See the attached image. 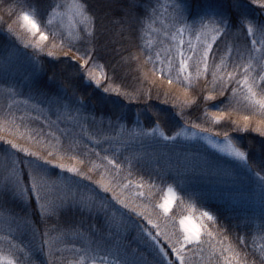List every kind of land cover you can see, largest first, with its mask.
Returning a JSON list of instances; mask_svg holds the SVG:
<instances>
[{
	"label": "trees",
	"instance_id": "16d2710c",
	"mask_svg": "<svg viewBox=\"0 0 264 264\" xmlns=\"http://www.w3.org/2000/svg\"><path fill=\"white\" fill-rule=\"evenodd\" d=\"M80 2L86 3L90 12L96 16L93 41L95 55L92 64L87 67L100 70L103 74L104 78L99 84L87 79L85 68L80 67L81 60L72 59L76 55V48L83 52L86 45L73 40L74 47L70 52L67 47L63 50L53 49L52 37L49 35L44 51L36 56L33 48H25L21 42L23 40H17V34L8 32V26L14 27L12 23L16 21L21 10L30 7L37 10L41 30L49 33L53 30L59 31V28L48 25L47 21L51 10L57 4H65V0H0V171L5 165L10 166L13 154L17 160L31 159L24 152L12 149L6 141H12L31 152L37 150L41 156L52 161L48 165L49 178L54 184L62 185L69 200L80 194L96 195L97 200L107 198L110 216L114 208L121 206L111 200L112 193L101 192L94 183L101 179V173H104L105 179L116 174L114 167L102 159L108 156L121 165L117 179L126 182L124 178L127 177V180L132 181L129 188L123 191L122 198L126 197L129 202L136 204H148L147 213L161 225V230L179 236L182 234L179 223L184 216L202 211H209L215 216V225L209 223L207 228L213 231L214 237L205 234L199 248L195 244L186 246L191 264H216L218 253L211 259L209 254L213 245L217 250L220 248L219 241L224 236L228 237L224 240L225 245L231 241L241 250H244V246L239 245L238 238L243 237L247 251L252 253L258 245L264 244L262 194L242 163L199 144H168L167 164L158 160L159 151H144L146 147L141 149L136 146L130 151L127 145L111 143L108 140L109 143H97L103 129H110L114 133L115 126L124 123L129 128L142 126L145 130L158 127L169 136L185 127L192 129L191 124L196 123L208 128V133L213 136L220 132L221 135L215 137L222 140L223 133L228 132L234 144L248 154L254 170H261V161L264 160V135L253 130L260 117H254L247 131L240 130L244 124L243 116L251 115V110L242 104L237 105L232 98L231 88L236 85H229L225 95L220 96L219 85L213 90L211 83V65L214 61L219 62L226 46L233 47L232 58L235 59V48L248 42L246 25L242 27L239 23L241 10L235 7L237 0ZM242 3L247 19L257 25L264 22V7L259 6L264 0H258L257 4H252L251 0H242ZM176 4H181V9L176 10ZM206 5H211L217 13L222 14L229 21V26L213 43L207 74L201 72L197 78L196 58L189 61L188 72L192 73L189 86L183 80L184 74L180 81L176 80L180 60L177 45L183 39L186 56L192 55L189 51V40L198 53L203 50L205 38L201 36L199 41L196 39L200 30V16H205V22L212 18L220 19V15L213 17L211 11L205 15ZM153 9L156 10L155 15ZM62 10L63 8L60 9ZM174 11L182 17L180 22L173 21ZM181 23L185 25V31L182 36L173 40L172 34ZM220 26L224 28V25ZM73 31L75 33V29ZM165 32H168L167 36L164 35ZM207 41L212 42L211 35L207 37ZM56 43L59 44V39ZM48 51H52L54 55L48 56ZM64 52H68V55L65 56ZM157 52L160 54L159 60L156 58ZM149 53L153 60L145 63V57ZM169 57L171 84L168 82ZM154 65L157 69L163 67L164 72L154 71ZM8 85L15 87V96L4 92ZM105 88L109 91L105 92ZM167 88H172L173 91H168ZM209 95L216 98L205 100ZM229 100L231 103H228ZM74 112H81L86 128L77 127L70 120ZM6 113L15 115V124L5 122ZM221 114L223 118L218 123L215 122L214 115ZM21 116L24 117L23 120L20 119ZM233 121H237L238 125L233 124ZM49 132L54 133L63 143L64 148L61 151L68 153L63 158L60 155L48 156L47 150L41 144L28 139L29 134H32L42 143H55L56 140L48 135ZM90 138L95 140L94 144L89 142ZM73 155L78 159H71ZM128 159L132 161L131 176H128ZM80 160L84 162L80 163ZM59 164L75 166L90 176L91 180L54 167ZM94 164L100 167L89 171ZM141 177L145 185L142 189L136 187ZM152 183L156 187L149 189L148 185ZM169 184L176 188L178 203L180 201L183 207L176 205L166 215L159 205ZM177 185L180 187H176ZM139 191L150 196V199L142 200L137 197L136 193ZM117 192L120 193L121 189H117ZM12 219L15 221L11 228L9 222ZM132 219L151 229L146 221H140L135 216ZM119 220L120 215L117 213L116 223L110 225L103 211L89 213L76 209L61 210L58 216L42 218L41 210L34 199L31 202L10 197L0 200L2 245L5 249L12 250L17 264H32L33 260L36 264H46L47 249L45 248L44 253L37 251L41 244V235L46 230L52 236L63 233L62 241L56 247L65 250L56 252L55 255L63 256L65 260L74 257L72 249L75 246L98 247L101 255L109 248H118L120 255H126L129 260L138 259L143 253L151 261L153 253L140 237L139 230L130 223L125 228L119 224ZM53 228L56 231H52ZM153 232L155 234V230Z\"/></svg>",
	"mask_w": 264,
	"mask_h": 264
},
{
	"label": "snow or ice",
	"instance_id": "6c2138e0",
	"mask_svg": "<svg viewBox=\"0 0 264 264\" xmlns=\"http://www.w3.org/2000/svg\"><path fill=\"white\" fill-rule=\"evenodd\" d=\"M252 4H257L258 0H251ZM260 7H264V3L259 4ZM181 4H176L175 9H181ZM235 7L240 9V16L238 17L240 25L243 27L246 25V42L240 47L235 48L236 58L233 59V47L231 45L226 46V51L220 56L219 62L215 61L211 65L212 68V86L213 90L219 85V95L224 96L225 92L228 90L229 85L235 84L236 87L231 88L232 98L235 99L237 105H243L245 108L251 110V115L243 116V128L240 130L247 131L252 123L254 117L259 116L260 119L256 121V126L254 131H258L261 135H264V22L254 24L252 20L247 19L246 13L243 11L244 5L242 0H237ZM61 8L69 9L70 14L68 15V23L64 26V16L65 13L60 11ZM153 15H155L156 10L153 9ZM211 11L213 17L220 15V19L216 20L212 18L205 22V16H200V30L196 34V39L199 41L201 36L205 38L203 44V50L198 53V50L192 45L191 40H189V51L192 53L190 56H186L183 51V39L178 41L177 45V55L180 57L179 69L177 71L176 80H181V75H183V80L186 81L189 86L191 85L192 73L188 72L189 61L193 60L195 57V64L197 67L196 76L197 78L201 75V72L207 74L210 68L209 59L210 53L212 52L213 43L216 41L217 37L224 33L225 28L229 26V21L215 11L211 5L205 6V15H208ZM174 22H180L182 17L178 16L177 12L174 11L172 14ZM59 19L61 24V29L59 31L53 30L50 33L41 30L40 24L37 20V10L34 7H30L27 10L22 9L18 14V20L21 22L22 27H24L29 33L35 36L39 33L40 41H48L49 35L52 37L51 47L53 49L59 48L63 50L68 48V51H72L73 40H76L84 45V51L80 52L79 48H76V55L72 57L73 60L79 59L82 61L80 67L85 68L87 76L90 80H96L93 71L88 68L92 64L95 47L93 46V41L95 37L96 30V16L91 13L87 4L80 2V0H65V4H57L50 13V18L47 21L48 25H52L54 21ZM220 25H224L222 28ZM75 29V33L73 31ZM91 29V30H90ZM66 30V34H65ZM185 31V25L182 23L176 28V32L172 34V39L176 40L177 36H182ZM8 32L15 35L12 26H8ZM165 36L168 32L164 33ZM211 35V41H207V37ZM17 40L20 39L19 36L16 37ZM59 39V44L56 41ZM23 46L25 48L31 47L34 50V54L38 56L44 51L46 45H41L39 43H29L24 42ZM48 56H53L52 51H48ZM67 56L68 52H64ZM157 60L160 59L159 52L156 53ZM132 59H137V57H132ZM152 54L149 53L145 57V63L152 62ZM163 64V61L160 60ZM169 65V84L172 83L171 78V57L168 58ZM202 66V67H201ZM257 69L259 71L257 72ZM154 71L164 72V68L159 69L153 68ZM6 71V69H5ZM99 84V80H96ZM105 92L109 89L105 88ZM4 92L9 96H15L16 90L12 85H8L4 88ZM215 96H206L205 100L215 99ZM223 103V101H222ZM231 103V100L228 101ZM223 118V114L214 115V121L219 122ZM21 120L24 119L23 116L20 117ZM16 117L12 113L5 114V122H11L15 124ZM233 124H237V121H233ZM19 128V125H17ZM192 129H200V132L207 134L209 132L208 128H204L199 124L192 123ZM157 129L153 128L149 133H140L137 135H149L154 136ZM49 136L54 137L55 143L49 141H44L36 139V136L29 134L28 139L34 140L37 144H41L44 150H47L48 156L60 155L63 158L67 155V152H62L64 148L63 143L55 134L52 132L48 133ZM220 132H216L215 136L219 137ZM189 138V132L187 127L182 128L177 131L175 135H165L163 132L159 133V138L163 141L175 142L179 137ZM198 133L192 131L190 138H196ZM224 143L217 144L214 143L210 136H205L204 138L208 140L214 148H218L220 152L227 154L230 157L242 162L245 166L247 172L254 178L257 186L259 187L262 194V208L261 213L264 215V160L261 161V170H254L253 165L249 162L248 154L237 147L232 139L229 137L228 132L223 133ZM135 139V137H133ZM6 143L11 145L12 149L20 152H24L26 157H31V159L17 160L13 154L10 166L5 165L2 171H0V200L4 197H10L13 199H18L21 201L31 202L33 199L39 206L41 210V217L47 218L50 216H58L61 210L76 209L81 212H99L103 211L105 213L106 221L111 225L116 223V215L119 213L120 220L119 224L123 225L125 228L131 224V226L139 230V235L145 240L149 249L153 253V259L148 260L143 253L140 254L138 259H127L126 255L122 257L120 255V249L109 248L106 253L101 255L100 249L86 247V248H76L73 246L74 257L65 260L63 256L57 257L56 252H62L65 249L56 247L58 243L62 241L63 233L56 236L50 235L49 231H45L41 235V244L39 245L37 251L44 253L45 248L47 249V261L46 264H191L190 257H188L186 252V246L195 244L198 248L200 247L201 241V231L202 228H206V225L196 226L191 224V218L185 217L180 220V225L182 227V234L176 236L175 234H170L167 231L161 230V225L153 220L150 214L147 213L149 207L148 204H136L135 202H129L128 198L123 197V191L127 190L132 184L131 180L124 178V181L117 179L121 169V165L116 163L115 160L110 159L108 156L102 157V159L107 160L109 165H112L115 169L116 174L110 175V178L105 179L104 173H101V179L95 181L94 183L98 185L99 190L103 193H112L111 200L115 201L116 204L120 205V208H114L109 216V201L107 198L96 199V195H85L80 194L78 196L74 195L71 200L66 197H57L56 199L49 198L48 192L46 190L50 189L54 182L49 178L48 165L52 164L51 160L46 159L41 156L38 152H31L26 148H21L12 141H6ZM99 156V153H96ZM71 159H78L77 156H71ZM83 163V160L79 161ZM128 176H131L132 161L128 159ZM54 167H59L61 170H66L68 173H73L76 176H80L83 179L91 180V177L86 173L81 171L75 166L66 167L64 164L55 165ZM99 165H93L89 171L95 170ZM107 171V169L105 170ZM144 181L141 177L140 181L137 183V188H143ZM149 189L156 187L154 183L148 185ZM176 187H180L177 185ZM117 189H121L118 193ZM136 196L142 200L150 199V196H146L143 191L136 193ZM177 198L176 188L172 184L167 186L166 198L164 202L159 205V208L163 210L164 214L169 212L173 200ZM126 210V211H122ZM144 209V210H141ZM135 216L140 221H146L147 225H151V229L144 225L142 222H137L133 220L132 217ZM201 216L206 218L208 222L213 225L216 223V218L209 211H202ZM155 230V234L153 232ZM52 231H56L55 228ZM208 237H214V233L211 230H207L205 233ZM228 237L224 236L222 240L219 241L220 248L217 250L215 245L212 246V251L209 254V258L217 256L216 264H264V244H260L256 249L249 253L247 251V245L243 237H239V245L244 246V250L231 241L224 244V240ZM163 241V242H162ZM15 246V245H14ZM21 251H24L22 248ZM135 251V250H134ZM202 251V249H201ZM258 252V255H257ZM27 255V254H26ZM5 259L0 256V260ZM7 264H17L15 260L8 259ZM23 264V262H21ZM32 264H36L33 260Z\"/></svg>",
	"mask_w": 264,
	"mask_h": 264
},
{
	"label": "rangeland",
	"instance_id": "374dc122",
	"mask_svg": "<svg viewBox=\"0 0 264 264\" xmlns=\"http://www.w3.org/2000/svg\"><path fill=\"white\" fill-rule=\"evenodd\" d=\"M62 12L65 13L64 26H66L67 23H68V15L70 14V10L63 8ZM12 25L14 26V27H12L13 32L15 34H17V36H19L24 42L39 43L41 45H44L46 43V41H40L39 40V33H37L35 36H33L24 27H22V24L18 20V18L16 19V21L14 23H12ZM52 26L61 29V24L59 23V19L54 21ZM76 60H74V61H76ZM79 62H80V65H81L82 61H79ZM92 71H93V73H94V75L96 77V80H99V83H101L103 78H104L103 74L100 72V70H92ZM87 79L90 80L88 78V76H87ZM96 80H90V81H92L93 83L97 84ZM167 90L168 91H173L172 88H167ZM80 114H81V112H76V113L74 112L70 116V120L72 122L76 123L75 125L77 127L82 126V127L86 128L85 123L83 122L84 117L81 116ZM100 121H103V120H100ZM97 122H99V121H97ZM156 129H157V131H156L154 136L137 135V134H140V133H149V132H151V130H145L142 126L141 127L134 126L133 128H129L127 126V124L124 123V124H121V125H116L115 128H114V131L115 130L116 131L114 133L110 132L109 131L110 129L109 130L108 129H103L102 130L103 133L100 136L99 141L97 143H100V142L103 143V144H105V142L106 143H109V142L112 143L113 142V143H116V144L120 143L122 145H127V148H130V151H133V149H135L136 146H138V148L140 146L141 149H143V147H146L144 149V151L145 150L146 151L147 150H152L153 153H156V151H159V153H158L159 155L157 156L158 160H162L164 163L168 164L169 163V159L167 158V153H166V149L167 148H166V146L168 144L174 143V142L163 141L162 139H160L159 138V133L163 132V131L160 128H158V127H156ZM111 130H113V129H111ZM187 130L189 132V138L181 136V137L177 138V140L175 142H177V143L180 142V143H183V144L186 143V144H189V145H192V146L196 145V144H199L202 147H204V146L208 147L213 152H216V153L221 154L223 156L230 157L227 154L220 152L218 148H214L211 144L208 143V140L205 139L204 137L206 135L210 136V138L213 140V142L217 143V144H223L225 142L224 139L222 140V139L216 138L215 136H213V135H211L209 133L205 134V133L200 132V130H196V129H187ZM192 131H196L198 133V136L196 138H190V134H191ZM164 134L167 135L166 133H164ZM108 135L110 137H108ZM133 137H135V139H133ZM108 138H111V139H108ZM107 140L109 142H107ZM89 142L91 144H94L95 140L93 138H90ZM119 148L120 147H118V150H117L118 152L120 151ZM32 152H38V151L37 150H33ZM147 153H151V152H147ZM230 158H233V157H230ZM236 161L238 163H242V162H240L238 160H236ZM49 167H51V166H49ZM46 191L48 192L49 198H51V199H56L57 197H66V198L68 197L67 193L63 190L62 185L59 184V183L53 184V186L50 189L46 190ZM166 192H167V190H166ZM166 192H165V196H166ZM164 199H163L162 203L164 202ZM176 205H179V206L183 207V204H180V201L178 203V197L175 200H173V202L171 204V207L169 209V212L166 215L170 214L175 209ZM201 213L202 212H195L194 214H192L190 216H186V217H190L191 218V224H195L198 227L201 226V225H206V228H202V231H201V240H202V238L205 235L206 230H207V228L209 226V223H211V222H208L206 218L202 217ZM10 217L11 216H9V218ZM14 221L15 220L12 219L9 222V223H11V228H12V225H13ZM179 227H180L181 231H183L181 225ZM2 241H3V237L0 236V256H3L5 258L3 260H0V264H7L8 259H12V260L16 261V259L14 258V254H13L12 250H9L8 248L5 249L3 247V245H2Z\"/></svg>",
	"mask_w": 264,
	"mask_h": 264
}]
</instances>
